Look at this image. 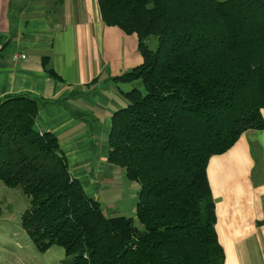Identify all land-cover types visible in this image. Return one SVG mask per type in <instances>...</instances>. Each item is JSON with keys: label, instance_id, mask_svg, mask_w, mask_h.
<instances>
[{"label": "trees", "instance_id": "1", "mask_svg": "<svg viewBox=\"0 0 264 264\" xmlns=\"http://www.w3.org/2000/svg\"><path fill=\"white\" fill-rule=\"evenodd\" d=\"M97 4L106 26L136 37L142 57L114 79L140 80L143 91L126 93L112 115L106 156L140 186L141 228L105 216L70 175L57 138L37 130L43 102L17 95L0 101V183L28 200L21 229L38 253L63 248L65 264H224L206 169L243 133L264 129V0Z\"/></svg>", "mask_w": 264, "mask_h": 264}, {"label": "crops", "instance_id": "2", "mask_svg": "<svg viewBox=\"0 0 264 264\" xmlns=\"http://www.w3.org/2000/svg\"><path fill=\"white\" fill-rule=\"evenodd\" d=\"M141 63L136 37L106 26L97 0H0V101L43 102L37 130L57 138L70 175L98 202H109L121 176L106 161L111 117L126 93L143 91L140 80L114 79ZM206 173L224 264H264V129L211 157ZM40 255L37 264H65L59 246Z\"/></svg>", "mask_w": 264, "mask_h": 264}, {"label": "rangeland", "instance_id": "3", "mask_svg": "<svg viewBox=\"0 0 264 264\" xmlns=\"http://www.w3.org/2000/svg\"><path fill=\"white\" fill-rule=\"evenodd\" d=\"M147 45L154 51L157 42L150 39ZM92 157L95 160V154ZM114 168L121 175L118 177L119 188L113 192L109 202L100 201L103 213L106 217L132 218L135 227L141 228L135 216L140 186L128 181L123 169ZM27 208L28 200L19 188H8L0 183V264H37L41 258L20 226V218Z\"/></svg>", "mask_w": 264, "mask_h": 264}, {"label": "built area", "instance_id": "4", "mask_svg": "<svg viewBox=\"0 0 264 264\" xmlns=\"http://www.w3.org/2000/svg\"><path fill=\"white\" fill-rule=\"evenodd\" d=\"M22 59L24 58V56L21 57Z\"/></svg>", "mask_w": 264, "mask_h": 264}]
</instances>
